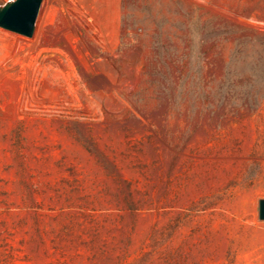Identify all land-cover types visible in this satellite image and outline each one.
<instances>
[{
	"label": "rangeland",
	"instance_id": "374dc122",
	"mask_svg": "<svg viewBox=\"0 0 264 264\" xmlns=\"http://www.w3.org/2000/svg\"><path fill=\"white\" fill-rule=\"evenodd\" d=\"M261 198L264 0L0 26V264H264Z\"/></svg>",
	"mask_w": 264,
	"mask_h": 264
},
{
	"label": "water",
	"instance_id": "95a60500",
	"mask_svg": "<svg viewBox=\"0 0 264 264\" xmlns=\"http://www.w3.org/2000/svg\"><path fill=\"white\" fill-rule=\"evenodd\" d=\"M41 0H7L0 5V26L32 36ZM258 217L264 220V198L258 200Z\"/></svg>",
	"mask_w": 264,
	"mask_h": 264
}]
</instances>
